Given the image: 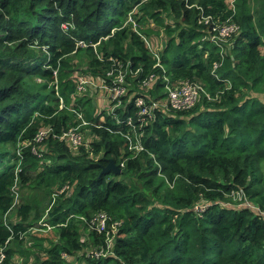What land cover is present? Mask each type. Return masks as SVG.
I'll use <instances>...</instances> for the list:
<instances>
[{"label":"trees","instance_id":"1","mask_svg":"<svg viewBox=\"0 0 264 264\" xmlns=\"http://www.w3.org/2000/svg\"><path fill=\"white\" fill-rule=\"evenodd\" d=\"M202 16L239 25L230 47L208 39ZM142 35L167 38L165 71ZM120 70L128 93L113 112L74 98L79 71L112 85ZM166 78L200 85L198 103L163 107ZM140 96L162 106L149 153L134 158L117 131ZM73 110L89 122L77 150L55 137L80 124ZM111 160L121 175L103 174ZM68 183L45 219L54 228L41 232ZM15 185L27 192L16 210ZM239 190L250 205L228 196ZM99 214L121 226L115 255L97 260L87 252L105 245L90 227ZM1 254L2 264H264V0H0Z\"/></svg>","mask_w":264,"mask_h":264},{"label":"built area","instance_id":"2","mask_svg":"<svg viewBox=\"0 0 264 264\" xmlns=\"http://www.w3.org/2000/svg\"><path fill=\"white\" fill-rule=\"evenodd\" d=\"M132 18V16H130ZM201 19V18H200ZM204 24L208 26V31L210 32V36L212 41L221 48H224L226 45L223 42L230 41L234 36L238 35L240 32V27L235 22H232V18L227 19L226 21L214 20L213 17H205L202 16ZM131 26L134 28L137 27L135 21L130 23ZM142 39L146 43L147 47L149 48L153 59L156 60V64L154 68H161L165 71L162 61V52L164 49L156 47L153 43V39L147 38L146 36L142 35ZM156 44L159 41L155 38ZM77 47H88L87 43L84 41H80L77 43ZM96 47V44L94 45ZM139 71L135 72L134 74L137 75ZM56 74V73H55ZM79 74L74 76L76 78L77 89L79 91L85 90L89 87H92L95 83H98L99 89L102 85L106 88V93L108 94V106L110 104V109L113 112L115 108L119 107L122 104L121 98L128 93L127 82H126V75L123 70L119 71L118 75H115L114 71L108 73L109 77H114L112 85H109L107 81L102 80H94L88 77H81L78 78ZM82 82L86 86H80L79 82ZM157 80V75H151L148 80L145 81V85L152 87ZM166 91H167V104L163 105L167 110L173 112H180V111H187L193 108L198 101L200 100V95L202 93V87L195 83L190 82H183V80H178L177 82H172L169 78H166ZM136 108L137 111L135 116L127 117L122 122L118 121L121 125H125L126 130L123 127L119 128L117 133H121L122 136L128 141V152L132 153V156L135 158L146 152V146L143 142L146 129L150 127L156 119L154 111L156 108L162 106L160 101H152L149 103L144 97H137L136 98ZM60 108H64V100L60 98ZM76 112L77 119L80 121V124L76 127H72L68 130H63L61 133L55 135V137L59 138L61 141L68 142L74 150H77L79 146L84 145V138L83 134L80 132L83 127L88 126L89 122L85 119V116L82 112ZM135 117L136 119H134ZM117 119V116H115ZM101 127V126H100ZM52 132L51 128H47L44 130H40L35 138L36 143L41 144L46 137ZM35 154H37V146L33 148ZM124 162L122 163V166ZM14 193L17 192V187H14ZM73 187L70 184H66L63 188L58 189V191L52 195V203L50 209L48 210L47 214L45 215L44 219L40 222V226L45 228V230L50 231L54 228L52 224L46 222L49 212L51 211L52 207L57 203L58 198L61 196L69 197L72 194ZM231 197L238 201L239 203H243L244 205H250V202L247 200L246 195L244 194L243 190H239L237 192L231 193ZM16 198L14 202V206L17 205ZM121 226L120 222H110L109 218L105 214H99L94 217L90 221L91 230H94L101 236H105V245L100 246V250H93L87 252V257L93 259H101L107 258L109 256L115 255V247L114 242L118 236V228ZM67 258V256H65ZM4 259V254H1V258ZM1 263V262H0Z\"/></svg>","mask_w":264,"mask_h":264},{"label":"rangeland","instance_id":"3","mask_svg":"<svg viewBox=\"0 0 264 264\" xmlns=\"http://www.w3.org/2000/svg\"><path fill=\"white\" fill-rule=\"evenodd\" d=\"M233 6H234V1H230V7L231 8H233ZM234 9V8H233ZM134 17H128V20H127V22L124 24V26H131L130 25V23L131 22H134L135 20L133 19ZM145 26H148V25H145ZM66 27V25H64L63 26V28H65ZM207 35H208V39L211 41V42H213L214 43V41H212V39H211V36H210V32L207 30ZM107 39V38H106ZM158 41H159V43H162V44H156L155 43V40H153V43L155 44V46L156 47H159V48H161V49H165L166 47H165V41L163 40V39H157ZM226 43V45L224 46V48H221L220 46H218L219 48H221V49H225V48H228V47H230L231 45H232V43H231V41H226V42H223V44H225ZM215 44V43H214ZM216 68L218 67V65L216 64V66H215ZM78 74H80V75H82V71H79L78 72ZM81 77H79V79H80ZM39 82H41V80H39ZM78 82H79V80H78ZM79 85L80 86H86L85 84H83L82 82H79ZM86 89L85 90H83V91H79V89H77V93L74 95V98L76 99V101H78V99L79 98H81V99H83V98H88V99H92L93 100V103H94V105L95 106H97V108H99L100 109V107L102 106V107H106V110L107 109H109L111 106H110V104H109V108H108V99L106 98V97H108L109 98V96H108V94L105 92L106 91V88L104 87V85H102L101 87H100V89H99V85H98V83H95L92 87H89L88 89H87V87H85ZM98 94V97H96V95ZM100 106V107H98V105ZM43 194V193H42ZM27 195V192H22V189H18L17 190V192H16V194H15V198H16V203H17V205H16V208H18V207H21V205L23 204V198H24V196H26ZM49 196V195H48ZM48 196H46V197H48ZM228 196H231V195H228ZM42 196H39L38 198L40 199ZM45 197V198H46ZM51 201H52V198H51ZM15 202V201H14ZM50 203H52V202H50ZM50 206H51V204H50ZM15 206H14V204H13V208H14ZM16 208H14V210H16ZM50 209V207L44 212V216H43V218H42V220L44 219V217H45V215L47 214V212H48V210ZM41 220V221H42ZM40 221V222H41ZM36 226V224H33L32 226H31V230L30 231H33L34 230V227ZM38 226H40V225H38ZM47 230H42L41 232H46ZM49 231H47L46 232V234L48 233ZM55 234V233H54ZM49 238H50V236H49ZM49 240H53V239H49ZM44 246H46L47 248L48 247H51L50 245H49V243H48V241H45V243H44ZM5 257V256H4ZM44 259H42V260H45L46 259V257H43ZM89 258V257H88ZM68 260V259H67ZM2 261V259H0V262ZM69 261H72V262H74L73 261V259L72 258H69ZM33 262V260H30V263H32ZM16 263H18V264H22V263H24V261L23 260H19V261H16ZM0 264H2V263H0Z\"/></svg>","mask_w":264,"mask_h":264},{"label":"water","instance_id":"4","mask_svg":"<svg viewBox=\"0 0 264 264\" xmlns=\"http://www.w3.org/2000/svg\"><path fill=\"white\" fill-rule=\"evenodd\" d=\"M111 172H113L117 175H121V173H122V169L117 164H115V162L113 160H111L109 165L104 168L103 174H107V173H111Z\"/></svg>","mask_w":264,"mask_h":264},{"label":"clouds","instance_id":"5","mask_svg":"<svg viewBox=\"0 0 264 264\" xmlns=\"http://www.w3.org/2000/svg\"><path fill=\"white\" fill-rule=\"evenodd\" d=\"M157 39V38H156ZM164 41H165V47H166V43H167V38L165 39V38H162ZM165 50V49H164ZM163 50V51H164ZM154 123V122H153ZM146 146V145H145ZM147 149V148H146ZM146 152H148V150L146 151ZM149 153V152H148ZM151 156L152 157H154V155L153 154H151ZM120 167V166H119ZM121 168V167H120ZM239 207V206H238Z\"/></svg>","mask_w":264,"mask_h":264}]
</instances>
